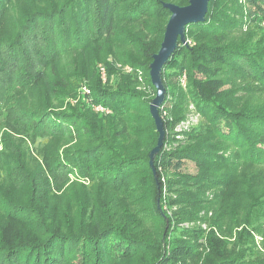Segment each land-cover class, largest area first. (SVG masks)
Listing matches in <instances>:
<instances>
[{
  "label": "trees",
  "instance_id": "obj_1",
  "mask_svg": "<svg viewBox=\"0 0 264 264\" xmlns=\"http://www.w3.org/2000/svg\"><path fill=\"white\" fill-rule=\"evenodd\" d=\"M168 2L188 0H0V264H185V255L195 264H264L243 231L232 249L214 231L246 226L264 197V46L254 50L240 38L245 25L264 24V0H209L204 20L185 26L186 42L178 40L162 68L160 106L182 118L192 105L200 125L186 133L192 144L161 146L154 174L157 132L149 101L136 91L137 72L155 89L149 64ZM167 68L176 80L169 86ZM78 80L82 101H57ZM186 160L195 173L181 171ZM174 177L219 187L218 208L227 198L207 232H187L205 238L203 256L183 238L170 252L164 245L169 207L205 202L181 184L163 185ZM14 185H25L19 201Z\"/></svg>",
  "mask_w": 264,
  "mask_h": 264
},
{
  "label": "rangeland",
  "instance_id": "obj_2",
  "mask_svg": "<svg viewBox=\"0 0 264 264\" xmlns=\"http://www.w3.org/2000/svg\"><path fill=\"white\" fill-rule=\"evenodd\" d=\"M185 34V33H184ZM242 43L245 45L247 44L250 48L257 50L260 49L264 46V24L262 25H252V26H247L245 25L242 29ZM187 40V38L185 37ZM186 42V41H185ZM99 64V63H98ZM100 63L99 65H101ZM117 70L120 69L122 72L123 69L122 67L120 68L117 65ZM162 73V72H161ZM164 73V80L166 83L171 85L172 83H175V76L174 74H171V71L169 68L165 69L163 71ZM144 74V75H143ZM147 76L145 73L137 72V88L136 91L143 96V98L148 102L149 104L152 101L154 95H155V89H153L149 83L147 82V79L144 77ZM112 82L115 81L118 77L116 75L111 77ZM183 77H182V80ZM163 83V81H162ZM73 89L71 88V92L66 95V91H60L57 96L58 99L57 101L63 102L64 106L66 105H73L77 104V101H82V99H79L81 96L80 91L84 90L85 83L81 80H78L77 83H73L72 85ZM86 88V87H85ZM64 92V93H63ZM56 101V102H57ZM78 101V102H79ZM53 105V104H52ZM56 106V105H53ZM148 108V107H147ZM158 114L159 117L162 121L163 124V130H164V136H163V141H162V148H165L167 150L178 147L180 146H185L187 144H192L194 142L193 140L189 141L187 139V134L192 130V128H195L199 126V122L201 120L200 115L195 111L194 107L190 105L184 114L182 118H177V115H174L173 112L168 109L167 106H159L158 107ZM3 128H0V137L1 133L3 132ZM157 132L156 127H155V133ZM19 138H23L22 135L19 136ZM158 138V132L156 134V141ZM39 138L36 139L35 143H38ZM1 142H0V147H1ZM155 146V145H154ZM153 146V147H154ZM152 147V148H153ZM151 148V149H152ZM150 149V150H151ZM36 156V159L39 161V157H37L36 153H34ZM34 170L38 169V164L35 163L33 166ZM198 169V166L191 160H186L184 161L183 166L181 167L182 172L186 173H195ZM5 176L3 174L2 170L0 169V180L2 177ZM170 179L167 181V178H162L163 185L166 186L167 188V182L171 184L172 186L175 187V185L181 184L182 186H185L188 188V194L186 195L187 197H192L194 196L193 193L197 192V194H200V196L205 198V202L200 205V208L196 210H190L189 207H185V205H178L176 203L173 204V206L170 208L169 207V216L171 217V227L170 230L168 231V234L165 238V246L170 252V246L171 242L173 243L176 239H181L183 238V243L185 245H190L191 246V251L197 250L200 253V256H203L204 254L208 253V248L206 247V241L204 237H200L197 240L188 235L187 232L194 230V229H199L203 230L204 232H207L210 229V225L208 221L210 220L211 217L219 214L220 210L223 209L225 206V201L226 199H222L221 205L218 208V202L217 198L220 196V191L219 187H213L211 188V185H204L203 188L201 186H195V182H190L182 179ZM68 184V183H67ZM67 184H65L62 189L57 192L56 194L62 193V191L66 188ZM226 185V183H225ZM224 184H221V186H225ZM208 186V187H207ZM199 187H201L203 190H200ZM10 188V184H4L3 186V192L8 191ZM25 185H14L13 188L11 189V198L14 200L15 198L18 199L16 201L21 200V196L25 193ZM232 191L228 192V196ZM54 195V192L49 193L48 201L52 200V197ZM65 197L68 196L66 192L63 194ZM225 196V195H222ZM258 206H255L251 213H250V221L246 224V226H231V232L230 231V226L224 224L222 227V230H219L217 227H215V235L217 238L220 240H223L227 244V247L229 249H232L235 247V243L237 242V234L240 232H244V237L243 240L247 238H252V245L245 244V246H251V248H260L262 252H264V197L262 199H259L257 202ZM182 208H185V213L180 215H176L175 217H181L183 219L177 220L174 216V212L180 213V211H183ZM221 208V209H220ZM230 208H226V211H229ZM173 212V214H172ZM229 215L231 213H228ZM227 214V215H228ZM228 215V216H229ZM232 218V215L229 216L228 218ZM203 218H207V221H205ZM173 229L176 231H173ZM228 229V231L225 233V230ZM248 234L251 236H248ZM185 238V239H184ZM199 256V257H200ZM193 258V257H192ZM184 262L185 264H192L194 263L193 260L191 259V255H185L184 257ZM195 260V259H194ZM180 264V263H177ZM195 264V263H194Z\"/></svg>",
  "mask_w": 264,
  "mask_h": 264
},
{
  "label": "water",
  "instance_id": "obj_3",
  "mask_svg": "<svg viewBox=\"0 0 264 264\" xmlns=\"http://www.w3.org/2000/svg\"><path fill=\"white\" fill-rule=\"evenodd\" d=\"M209 0H188L186 5L180 6L174 3H164L169 12L163 38L156 53L152 55L149 64L150 82L155 88V95L149 104V112L154 120L158 138L155 146L149 151V165L155 174L153 160L156 153L162 146L164 130L158 114V107L163 101L165 88L162 83L161 72L164 64L174 52L178 40L185 43V26L190 23L201 22L205 18Z\"/></svg>",
  "mask_w": 264,
  "mask_h": 264
},
{
  "label": "built area",
  "instance_id": "obj_4",
  "mask_svg": "<svg viewBox=\"0 0 264 264\" xmlns=\"http://www.w3.org/2000/svg\"><path fill=\"white\" fill-rule=\"evenodd\" d=\"M124 70H126V71H128V72H130V71H132V68L131 67H129V66H125L124 67ZM99 72H100V75H101V77H102V79L104 80L105 79V69H104V67L102 66V65H99ZM86 88L84 87V90H85ZM95 110H99V111H108V110H105L103 107H101V106H95Z\"/></svg>",
  "mask_w": 264,
  "mask_h": 264
}]
</instances>
